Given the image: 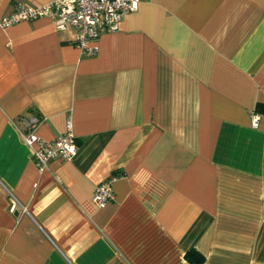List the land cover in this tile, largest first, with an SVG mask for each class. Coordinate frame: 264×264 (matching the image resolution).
Listing matches in <instances>:
<instances>
[{"label":"crops","instance_id":"crops-1","mask_svg":"<svg viewBox=\"0 0 264 264\" xmlns=\"http://www.w3.org/2000/svg\"><path fill=\"white\" fill-rule=\"evenodd\" d=\"M75 36L0 25V264H264V0H142L95 54ZM29 115L72 159L38 167Z\"/></svg>","mask_w":264,"mask_h":264},{"label":"built area","instance_id":"built-area-1","mask_svg":"<svg viewBox=\"0 0 264 264\" xmlns=\"http://www.w3.org/2000/svg\"><path fill=\"white\" fill-rule=\"evenodd\" d=\"M142 0H50L48 3L33 6L27 3L17 5L13 12L1 18L2 27H10L23 20H34L47 16L53 19L60 29H76L75 43L84 55H93L98 51V39L106 32L119 30L123 19L139 9ZM259 114L253 118L257 126ZM25 128L21 130L24 142L32 149L38 167L43 170L52 158L72 159L77 153L79 143L76 135L69 130L65 134L49 141L36 133L41 122L38 115L22 116ZM111 176L97 185L93 201L100 207L114 198Z\"/></svg>","mask_w":264,"mask_h":264},{"label":"trees","instance_id":"trees-1","mask_svg":"<svg viewBox=\"0 0 264 264\" xmlns=\"http://www.w3.org/2000/svg\"><path fill=\"white\" fill-rule=\"evenodd\" d=\"M187 257L194 264H203V260H204L203 256L198 254L195 250H191L187 252Z\"/></svg>","mask_w":264,"mask_h":264}]
</instances>
